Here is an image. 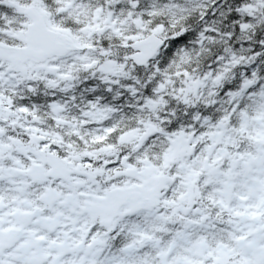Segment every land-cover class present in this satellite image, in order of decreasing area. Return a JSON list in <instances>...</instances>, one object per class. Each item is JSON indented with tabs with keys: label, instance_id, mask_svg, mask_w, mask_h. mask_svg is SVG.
I'll list each match as a JSON object with an SVG mask.
<instances>
[{
	"label": "snow or ice",
	"instance_id": "snow-or-ice-1",
	"mask_svg": "<svg viewBox=\"0 0 264 264\" xmlns=\"http://www.w3.org/2000/svg\"><path fill=\"white\" fill-rule=\"evenodd\" d=\"M0 264H264V0H0Z\"/></svg>",
	"mask_w": 264,
	"mask_h": 264
}]
</instances>
